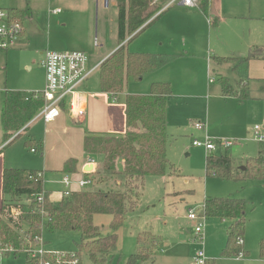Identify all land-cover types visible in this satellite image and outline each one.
<instances>
[{"label": "rangeland", "instance_id": "rangeland-1", "mask_svg": "<svg viewBox=\"0 0 264 264\" xmlns=\"http://www.w3.org/2000/svg\"><path fill=\"white\" fill-rule=\"evenodd\" d=\"M158 2L152 10L165 7L170 0H163L162 5L161 0ZM220 7L221 17L226 19L217 28H213V23L210 26L200 10L189 11L179 4L164 8L161 18L128 45L130 52L150 46L159 48L157 43L151 44L150 39L156 35L167 38L170 33L168 24L175 21L176 24L191 21L198 33V49L193 45L192 31L176 32L174 35H178L173 41L167 38L160 51L169 55L183 54L185 59L178 61L180 57H177L168 67L146 74L141 81L131 79L126 88L125 95L147 96L151 93L153 78L170 83L173 96L168 109L170 139L167 158L171 166L165 174L146 178L137 208L119 231L115 264H126L130 255L136 252L137 237L142 232L153 234L156 242L146 238L151 258L141 264H191L200 251L210 259L209 264H264L260 253V243L264 240V181L208 178L207 152L192 145L194 140H204L206 135L231 140L234 142L231 149L226 151L218 146L213 154L220 156L228 152L236 160V165L257 157L264 149V93L259 92L258 81L250 80L254 100L239 103L235 97H226L221 89L222 76L236 85L237 77L231 67L226 64L219 68L214 62V56L242 58L249 54L253 45L264 47V0H220ZM0 8L7 11L18 9L28 14L33 12L32 23L26 22L27 30L32 31L30 47L24 51L0 53V113L6 90L43 91L45 72L37 63L40 52L80 50L89 56L90 65L94 66L118 46V9L115 6L105 8L103 0H0ZM58 9L61 13L56 16L53 11ZM209 19L212 21L215 16L210 15ZM263 72V66H258L254 67L252 74L257 77ZM209 78L215 83L210 84ZM98 79L96 69L88 83L90 93L96 94L94 97L98 93ZM234 88L239 89V86ZM197 123L204 124L205 131L195 129ZM255 127H259L262 142L255 138ZM32 131L36 140L44 137L42 120L33 126ZM28 138L23 134L5 153L13 166L42 169V151L37 147L39 153L32 154L30 148L26 149L24 143ZM109 180L96 182L87 190H107L119 183L118 179ZM213 198H238L248 202L245 235L243 244H240L248 255L223 256L230 227L228 220L206 217L203 236L196 234L198 222L188 217L189 211L202 213L206 200ZM22 201L26 202V199ZM102 225L103 230L110 231L108 224ZM79 240L78 232L51 233L45 229L37 246L73 253ZM22 254L15 258L0 257V264H26V256ZM89 263L84 257V264ZM55 264L65 263L55 261Z\"/></svg>", "mask_w": 264, "mask_h": 264}, {"label": "trees", "instance_id": "trees-1", "mask_svg": "<svg viewBox=\"0 0 264 264\" xmlns=\"http://www.w3.org/2000/svg\"><path fill=\"white\" fill-rule=\"evenodd\" d=\"M148 0H118V49L107 58L99 68L100 91L106 94L120 95L125 92L129 80L141 81L146 74L157 72L175 61L176 55L147 54L130 52L125 45L131 44L144 31L149 29L162 14L156 16ZM202 12L209 17V2L202 0ZM14 20L23 22L27 13L18 9L9 10ZM152 20V21H151ZM151 21V22H150ZM214 27L217 19H213ZM219 64H229L238 79L239 89H235L227 79H221L222 92L226 97L235 96L239 103L251 99L249 87V70L251 62H264V47L250 49L243 58L218 57ZM264 82V80H263ZM264 92V87L261 89ZM173 96L170 83L158 82L151 86L147 96H126V119L128 132L124 136L90 135L84 142V152L89 157L103 155V164L87 176L94 184L106 183L109 179H118L114 187L107 190H82L63 196L59 202H51L41 181H31L30 174L40 171L5 169L2 173L3 204L0 208V243L11 247L16 253L9 256L18 257L30 245L38 244L43 231L78 232L80 241L76 242V253L82 264L86 254L91 264H115L118 246V231L124 226L128 216L134 212L143 195L145 180L149 176L165 174L171 166L167 158L168 133L167 113ZM27 93L5 91L1 112L4 142L8 145L23 137L29 123L43 109L44 100H26ZM62 110L66 107L61 106ZM26 128V129H25ZM142 128V131H140ZM7 145V146H8ZM27 141V148L33 147ZM123 160L124 170L117 169L116 162ZM69 161L63 172H69ZM245 170L234 168L231 156L226 152L220 156H206V176L224 181L254 179L264 181V150L258 156L245 163ZM44 196L39 201L40 195ZM26 199L23 204L22 199ZM20 209V214L13 217L11 209ZM248 202L238 198L209 199L204 204L202 213L207 218H220L230 221L227 231L228 240L223 250L224 257H241L248 253L239 244L244 239ZM96 215H109L110 232L102 233L95 225ZM147 235V234H145ZM138 251L130 255L126 264H141L151 258L146 237H138ZM260 253L264 258V240L260 243ZM24 255V254H22ZM20 257V256H19ZM27 264H31L26 256ZM34 262V261H33Z\"/></svg>", "mask_w": 264, "mask_h": 264}, {"label": "crops", "instance_id": "crops-1", "mask_svg": "<svg viewBox=\"0 0 264 264\" xmlns=\"http://www.w3.org/2000/svg\"><path fill=\"white\" fill-rule=\"evenodd\" d=\"M148 1L150 2L149 4H150L151 10L154 7L153 5H156V3L158 2V0H155V1L148 0ZM171 1L172 0H170V2ZM111 2L112 3L109 6H107L106 0H103L104 7L105 8H108L110 6L117 7L118 0H111ZM162 2H163V0H161V2H160L161 5H162ZM208 2H209V11H210L209 13H210V15L211 16L214 15L215 19H217V25H216V27H213V28H217L220 25V23L222 22V20L226 19V18L221 17L220 0H208ZM166 6L161 8V9L156 7L154 9L157 11L156 16H158L162 11L167 9ZM169 8H171V7H169ZM185 9H188V8H185ZM154 10H152V11H154ZM188 10L189 11L190 10L191 11L192 10H200V13L204 14L201 10V6L199 9H188ZM59 14H55V15L57 16ZM210 15H209V17H210ZM204 16L206 17V20L208 21V23L211 26L212 21L209 19V17H207V15L204 14ZM32 18H33V12L29 11V14L27 13V16L25 17V19L22 22L24 25V28H25V34L23 35V38H22L21 42L19 43V45L15 49L10 50V51H22V50L24 51L30 47L29 45L31 43L32 31L27 30L26 22L32 23ZM176 23H177V21H175L172 24H168V31H170L169 34L167 33L169 36V37L167 36L168 41L169 40L173 41L174 37H176L178 35V34H176V35H174V34L178 31H186L187 33L192 31V33H193V37H192L193 45L196 47V49H198V41H197L198 40V33H197L196 28H195V25L189 20L187 22H184L183 24H176ZM163 36L164 35H160V36L156 35V37H152L149 41V42H151V44L157 43L158 46H160L159 48H155L154 46H150V47H147L148 49H142V51L133 52V53L147 52V54H157V55L158 54H166V55H169L168 53L160 51L161 48L163 47L164 43L167 41V38H165ZM117 39H118V24H117ZM128 39L123 44L127 47V49H128L127 42L130 40V39L129 40ZM118 47H119V43H118L117 48L113 52L103 56L94 66L90 65L91 62H90V58H89V67L90 68H97L98 72H99L100 65L107 58H109L118 49ZM255 47H259V46H256V45L252 46V48H255ZM10 51H8V52H10ZM74 51H80V50H74ZM8 52H4V53L8 54ZM43 52L44 51L40 52L39 55H41ZM0 53H3V52H0ZM175 55L177 57H180V58H178V61L185 59V58H183V54L176 53ZM224 57L240 58V57H236V56H224ZM40 58L37 61L38 64H39ZM215 58H218V56H214V62L219 66V68L223 67V65H226V64H219ZM227 65H229V64H227ZM258 66H263V68H264V62L261 60H254L251 62L250 70H249V87H250V80L251 81L257 80L258 81L257 83L260 85L259 92L264 93L261 91V89L264 87V82H263L264 72L259 74L257 77L252 74L254 67L256 68ZM166 67H168V66H165V68ZM165 68H162L161 70H163ZM161 70H159L157 72H160ZM231 70H232V67H231ZM157 72H153V73H157ZM232 73L234 74L233 70H232ZM151 74L152 73H149L147 75H151ZM235 77H236V75H235ZM222 78L229 80L230 84L233 87L238 85V79L236 80V85H233L229 78L224 77V76H222L221 79ZM210 80L211 79L209 78L210 84L215 83V80L213 82H210ZM45 81H46V78H45ZM129 81H128V83H129ZM151 82H152L151 84H154V83H158L159 81L156 80L155 78H153ZM128 83H127V87H128ZM88 88H89V86H88V84H86L84 86V89H83V94H81L79 96V98L82 101V105L86 108V111H87L85 118H83L81 120L74 118L71 115V113L69 112L68 107H66L64 110H62L60 116L57 119H55L51 123H45L43 121V119L37 118V116L40 113L39 112L35 116V118L31 121V123H29L28 126L26 127L28 129L26 131L22 130L20 132V133H22V135L24 134L25 136L29 137L27 141L34 142L35 147H30V152L32 154H38L39 153V149L37 147H39L40 150L42 151V154H41L42 164L40 165V168H42V169H37V168L36 169H28L29 167L24 166V165L13 166L11 164V162H10L11 160L8 159V156L6 155L5 152L8 148H10L18 140L15 141L11 145H8L9 142H8V144H6L4 142V132H3V127H2V123H1L2 140H0V208L3 204V199H4L3 192H2V173L5 169H21V170H33V171L43 172L44 178H45L44 189L46 192L49 193L50 201L56 203V202H59L62 200V198L64 196V191H65V187L62 184L55 182V181H57L56 179H60L62 174H68L75 179L83 177V176H87L88 173L89 174L93 173L104 162L105 157L103 155H97V156L92 157V159L95 162V166L92 164H89V159L91 157L87 156L84 152V142H85V138L88 134L99 135V136L100 135L101 136H103V135L124 136L128 132L129 129L127 127L126 106H125L126 96H128V94L125 95L126 89H125V92L123 94L115 95V96L112 94L103 93L100 91L99 79H98V93H97L96 97H94L96 94L90 93ZM221 89H222V84H221ZM6 91H8V90H6ZM26 93H29V92H26ZM251 93H252V91H251ZM230 97H235V96H230ZM251 99L254 100V98H252V95H251ZM235 100L238 101V99L236 97H235ZM3 103H4V101H3ZM1 112H2V110H1ZM40 120H42V122L45 124V134H44V137L41 136V137H39V140H36L33 137L35 135L32 133L33 132L32 128ZM167 120H168V113H167ZM0 122H1V113H0ZM140 131H142V128H140ZM26 142L24 143V146H25ZM232 147H230L228 149H224V148L223 149L227 151V150L231 149ZM25 148L28 149L26 146H25ZM33 149H36V152H32ZM207 155H208V153H207ZM231 158L233 159V162H234V168L236 170H239V171H244L241 168L245 166V163L248 159L241 161V162H239L238 165H236V160L232 156H231ZM69 161H74V164H71V163L69 164V167H70L69 172H63L66 164ZM116 165H117V169L119 171L124 170L123 160L118 159L116 162ZM91 168H93V169H91ZM87 171H91V172H87ZM75 189H77V187H75ZM22 200H25V198H23ZM25 203L26 202H24L23 204H25ZM132 214H130L128 216L127 220L129 219V217H131ZM112 219L113 218L109 215H96L94 217V223L96 226H98L102 230V233L107 234L110 231L103 230L104 226L102 224L104 223V224H106V225L108 224L110 226ZM119 231L117 233L118 234V241H119ZM145 234H147V235H145ZM139 236H145L146 238H148V240H155V242H156L155 236L153 234H151L150 232H142V233H140ZM138 237H137V240H138ZM80 238H81V236H80ZM145 244H146V241H145ZM138 247H139V244L137 241L136 252L138 251ZM148 249H149V253H150L151 249L149 246H148ZM76 251H77V249H76ZM117 252H118V246H117ZM152 252L154 254L153 249H152ZM84 257H87L89 260V257L86 254H84L83 255V264H84ZM89 262H90V260H89ZM26 264H27V262H26ZM89 264H91V262Z\"/></svg>", "mask_w": 264, "mask_h": 264}, {"label": "built area", "instance_id": "built-area-1", "mask_svg": "<svg viewBox=\"0 0 264 264\" xmlns=\"http://www.w3.org/2000/svg\"><path fill=\"white\" fill-rule=\"evenodd\" d=\"M201 2L202 0H172L167 4L166 8L179 4L188 9H199ZM111 3V0H106L107 6ZM53 13L59 14L61 10H54ZM24 34L25 28L23 23L12 19L9 11L0 8V52H8L15 49L21 42ZM39 64L45 71V87L43 91L27 93L26 98V100L32 97L34 99L44 100L43 109L37 118L43 119L45 123L53 122L60 116L62 105L68 107L69 112L74 118L79 120L85 118L87 111L82 105L79 96L83 94L84 86L88 84L97 69L89 67V56L82 51L47 50L41 54ZM213 81L214 79L210 80V82ZM194 127L198 131H205V125L202 123H197ZM254 133L255 138L262 142L263 138L259 134V127H255ZM192 145L197 148H204L208 154H211L216 151L218 146L228 149L234 145V142L231 140L213 139L206 135L204 140L196 139ZM32 152H36V149H33ZM89 164L95 166L92 158L89 159ZM29 179L31 181H41L43 185L45 183L43 172L30 174ZM56 180L55 182L65 187L64 196H68L74 192H80L94 185L92 178L87 176L75 179L68 174H62L60 179ZM43 199V194L38 197V200L41 202ZM11 214L13 217H17L20 214V209L12 208ZM188 217L198 222L195 229L196 234L203 236L206 216L201 212L197 213L194 210H190ZM41 239L38 240V243ZM239 244H243L242 239L239 240ZM37 245H30L22 251L25 256L29 257L31 264H55V261L64 262L65 264H80L81 260L76 252H57L55 250H46L44 246L38 247ZM10 253L14 254L16 252L11 247L1 246L0 243V257H6ZM209 261L210 259L207 258L204 252L200 251L196 254L191 264H209Z\"/></svg>", "mask_w": 264, "mask_h": 264}, {"label": "water", "instance_id": "water-1", "mask_svg": "<svg viewBox=\"0 0 264 264\" xmlns=\"http://www.w3.org/2000/svg\"><path fill=\"white\" fill-rule=\"evenodd\" d=\"M241 169H242V170H245V167H242ZM87 172H91V171H87Z\"/></svg>", "mask_w": 264, "mask_h": 264}]
</instances>
